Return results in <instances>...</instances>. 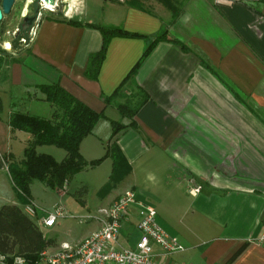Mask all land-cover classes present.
I'll list each match as a JSON object with an SVG mask.
<instances>
[{"label": "crops", "instance_id": "crops-1", "mask_svg": "<svg viewBox=\"0 0 264 264\" xmlns=\"http://www.w3.org/2000/svg\"><path fill=\"white\" fill-rule=\"evenodd\" d=\"M259 1L103 0L100 9L76 0L69 16L63 15L74 23L42 14L21 48L13 49L0 35V47L8 52L0 55V205L18 204L5 158L22 159L28 140L8 126L13 108L50 118L52 107L35 85L57 83L105 114L82 138V157L100 158L111 134L109 121H121L126 127L116 143L130 165L107 195L97 191L96 213L84 216L90 228L58 245L98 230L100 209L133 190L137 205L119 228L117 247L133 249L139 239L141 203L155 209L157 225L183 247L162 257L154 244L152 254L164 263L264 264V2ZM99 26L142 35L106 37ZM164 31L179 42L161 39L140 60L125 93L139 87L148 98L131 119L122 118L116 108L121 97L110 105L104 97ZM105 40L98 69L88 75L89 59ZM14 100L18 105L12 106ZM42 146L36 151L46 153ZM106 163L108 177L110 158L87 168Z\"/></svg>", "mask_w": 264, "mask_h": 264}, {"label": "trees", "instance_id": "trees-1", "mask_svg": "<svg viewBox=\"0 0 264 264\" xmlns=\"http://www.w3.org/2000/svg\"><path fill=\"white\" fill-rule=\"evenodd\" d=\"M259 2H264V0ZM46 16L62 22L74 23V21L65 18L60 10L54 12L49 10ZM99 28L106 37L115 34L120 36L142 35L117 27L99 26ZM1 30L0 27V32H2ZM161 39L179 42L174 37L169 36L166 31L162 32L150 41L140 59L122 83L118 85L116 91L112 95L104 97L105 105H110L117 97H121L122 101L116 103V108L122 118L131 119L137 108L148 98L139 87L134 93H125L126 83L133 81L134 71H136L140 60ZM16 43V41L12 42L13 49ZM105 46L106 40L101 50L90 57L86 69L88 75H92L97 71L104 55ZM1 54L6 55L8 52L0 47ZM1 64L0 61V66ZM35 88L43 95L42 100L52 107L50 118L35 116L26 111L13 108L8 120L10 130L16 129L25 132L28 135V140L25 141L26 145L22 159L15 160L10 156L5 158L6 168L18 197V204L0 205V257H3L2 260L5 264H16V258L23 260L21 264H40L43 252L55 247L57 244L55 238L46 237L42 233L39 224L27 215L21 207L31 202L30 183L32 179L39 180L50 189L61 190L66 181L78 171L95 166L105 158H110L112 167L108 180L97 190L99 195L105 196L130 172V165L116 143L118 134L126 127L125 124L121 121L110 120L111 134L105 144L104 154L95 161H87L80 154V143L83 140L82 138L93 132L94 125L100 119L105 118V114L92 110L57 83H40L35 85ZM1 109L2 104H0V111ZM40 145H54L62 148L65 151V157L58 161L50 154L37 152L36 147ZM241 251L242 249H239L232 258L236 257Z\"/></svg>", "mask_w": 264, "mask_h": 264}, {"label": "built area", "instance_id": "built-area-1", "mask_svg": "<svg viewBox=\"0 0 264 264\" xmlns=\"http://www.w3.org/2000/svg\"><path fill=\"white\" fill-rule=\"evenodd\" d=\"M59 3L65 8L62 9L63 15L68 17L72 11L71 0H58L52 7L46 5L43 0L38 1L39 7L36 10L33 25L29 29V39H32L35 34V27L42 16L41 9L54 12L58 9ZM22 41L25 42L24 39ZM135 201L133 190L124 191L108 207L100 209L103 217L98 230L75 243L62 242L58 248L46 250L42 254L40 264H180L164 263L162 259H156V256L152 254L154 244L162 248V257H167L173 252L177 253L183 250V247L161 230L155 221V209L146 204H138L136 215H138L137 228L140 236L134 248L126 249L116 246L119 228L130 214L131 207L137 205ZM52 206V210L40 220L43 226L52 227L58 218L67 216L66 210L60 203L57 202ZM23 210L29 216L35 214L34 208L29 204L25 205ZM260 241L264 242V233ZM0 258L3 259V257ZM22 262L20 258L15 260L16 264Z\"/></svg>", "mask_w": 264, "mask_h": 264}, {"label": "rangeland", "instance_id": "rangeland-1", "mask_svg": "<svg viewBox=\"0 0 264 264\" xmlns=\"http://www.w3.org/2000/svg\"><path fill=\"white\" fill-rule=\"evenodd\" d=\"M38 1L15 0L10 13L2 18L0 25L2 28L1 38L5 37V39L11 41V45L13 41H16L14 48H21L28 42L29 29L33 25L34 19L29 23L26 22V19L35 17L36 10L39 7ZM86 3L89 6L98 3L100 9L105 6L103 0H86ZM62 7L63 5L59 3L58 9ZM41 12L46 14L49 11L41 9ZM2 39H0V44L4 46ZM17 102L14 100L12 104L18 105ZM25 109H27V106ZM22 138L20 137L21 140ZM38 149H42V151L50 154L58 161L65 155V151L62 148L54 145H43L42 148ZM17 151H20V144H18ZM109 170L110 167L107 163L93 168H84L69 178L64 184L65 187L63 188L65 189L62 188L60 191L50 189L39 180L32 179L30 183L31 202L29 205L36 211V215L32 219L37 224L40 223L39 217L47 215L52 210V205L57 202L64 207L69 215L68 217L58 218L52 227H46L41 224L39 227L42 233L46 237L55 238L57 241L61 239L70 241L89 229L90 222H87L84 216L96 213L98 199L96 193L107 182ZM58 247L59 245L56 244L55 247L49 248V250H54Z\"/></svg>", "mask_w": 264, "mask_h": 264}, {"label": "water", "instance_id": "water-1", "mask_svg": "<svg viewBox=\"0 0 264 264\" xmlns=\"http://www.w3.org/2000/svg\"><path fill=\"white\" fill-rule=\"evenodd\" d=\"M44 3L48 6H55L58 0H43ZM15 0H0V20L8 15L12 9V6L14 4ZM34 19L28 18V23L31 22Z\"/></svg>", "mask_w": 264, "mask_h": 264}, {"label": "bare ground", "instance_id": "bare-ground-1", "mask_svg": "<svg viewBox=\"0 0 264 264\" xmlns=\"http://www.w3.org/2000/svg\"><path fill=\"white\" fill-rule=\"evenodd\" d=\"M72 1V3H75L76 2V0H71ZM5 46L6 47H9V44L8 43H5Z\"/></svg>", "mask_w": 264, "mask_h": 264}, {"label": "flooded vegetation", "instance_id": "flooded-vegetation-1", "mask_svg": "<svg viewBox=\"0 0 264 264\" xmlns=\"http://www.w3.org/2000/svg\"><path fill=\"white\" fill-rule=\"evenodd\" d=\"M26 22L28 23V19H26Z\"/></svg>", "mask_w": 264, "mask_h": 264}]
</instances>
